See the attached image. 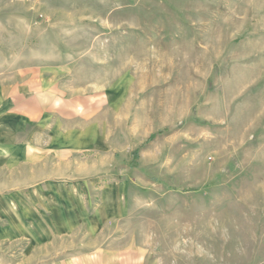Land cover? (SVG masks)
<instances>
[{"label":"rangeland","instance_id":"rangeland-1","mask_svg":"<svg viewBox=\"0 0 264 264\" xmlns=\"http://www.w3.org/2000/svg\"><path fill=\"white\" fill-rule=\"evenodd\" d=\"M23 66L109 95L114 254L264 264V0H0V74Z\"/></svg>","mask_w":264,"mask_h":264},{"label":"crops","instance_id":"crops-1","mask_svg":"<svg viewBox=\"0 0 264 264\" xmlns=\"http://www.w3.org/2000/svg\"><path fill=\"white\" fill-rule=\"evenodd\" d=\"M109 105L107 92L75 86L47 67L0 74V246L24 250L18 264H34L33 252L40 264H129L135 257L113 251L122 246L110 238L122 211H110L106 197L98 210L92 206L112 167L98 162L111 159Z\"/></svg>","mask_w":264,"mask_h":264},{"label":"trees","instance_id":"trees-1","mask_svg":"<svg viewBox=\"0 0 264 264\" xmlns=\"http://www.w3.org/2000/svg\"><path fill=\"white\" fill-rule=\"evenodd\" d=\"M152 137H153V136H151V138H150V139H152Z\"/></svg>","mask_w":264,"mask_h":264}]
</instances>
